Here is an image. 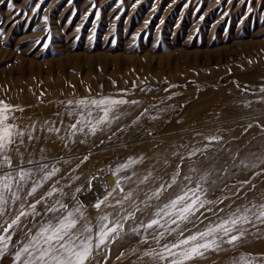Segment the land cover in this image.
Returning <instances> with one entry per match:
<instances>
[{
	"label": "rangeland",
	"instance_id": "rangeland-1",
	"mask_svg": "<svg viewBox=\"0 0 264 264\" xmlns=\"http://www.w3.org/2000/svg\"><path fill=\"white\" fill-rule=\"evenodd\" d=\"M100 97L139 103L119 106L116 114L120 119L95 135L69 136L65 128L77 117L68 115L72 105L67 102ZM262 98L264 0H0V101L12 108L9 115L15 119L10 123L32 131L34 139L25 136V144L20 146L25 161L39 159L41 148L52 163L61 161L56 165L61 172L38 190L35 199L45 195L56 180L55 186L63 187L65 195L45 197L37 205L40 215L36 221L44 218L45 205L56 199L71 207L77 187L82 191L76 195L87 205L94 202V192H104L101 185L111 191L118 178L133 172L132 181L121 179V184L125 192L134 190L136 203L144 208L140 203L144 194L161 181L150 178L138 186L139 179L151 171L153 177L170 181L179 162L173 153L185 156L178 183L184 174L194 182L208 174L206 198L216 201L201 209L203 216L197 213L203 223L192 217L194 223L182 224V228L203 229L209 220L217 219L216 213L224 216L238 206L261 202ZM49 127L60 131L49 133ZM212 136L220 139H206ZM192 148L205 151L189 158ZM9 154L15 164L16 153ZM84 156L88 159L81 163ZM130 157L143 160L119 177L113 175L110 169ZM189 164L195 172L189 171ZM89 179L93 191L87 190ZM175 190L150 203L167 202ZM122 195L113 193L116 199ZM208 208L212 211H206ZM154 210L136 212L135 219L125 223L128 234L110 245L107 261L97 258L100 264H153L144 253L160 250L173 242L177 233L166 231L158 244L153 230L141 228L135 234L130 229L147 222ZM88 213L95 216L96 210L89 208ZM33 222L31 216L22 218L13 244ZM244 241L247 246L233 249L225 244L226 254L211 252L207 259L192 264H232L241 255L264 264V249L256 250L264 240ZM3 264H14L13 258L6 256Z\"/></svg>",
	"mask_w": 264,
	"mask_h": 264
},
{
	"label": "snow or ice",
	"instance_id": "snow-or-ice-1",
	"mask_svg": "<svg viewBox=\"0 0 264 264\" xmlns=\"http://www.w3.org/2000/svg\"><path fill=\"white\" fill-rule=\"evenodd\" d=\"M7 2L11 3V0ZM93 7H95L94 3ZM96 18H99L98 11ZM44 19L47 21V17ZM67 103L72 105L68 115L77 119L68 124L65 131L69 136L74 137L77 133L95 135L98 131H103L105 126H110L114 120L120 119V116L116 114L119 106L139 102L100 97L82 98ZM11 111L12 108L8 104L0 101V264H3L6 256L12 257L14 264H100L97 258L103 257L107 261L110 245L128 234L125 232V223L135 219L136 212H144L150 208L155 209L150 218L147 222L141 221L138 227L131 228L132 233L139 234L141 228L145 232L153 230L154 239L158 244L166 231L169 235L173 232L177 233L174 241L165 243L160 250L151 249L144 253L145 256L152 258L153 264H192L197 259H207L208 253L227 251L223 248L225 244L235 249L248 231L245 225L256 227L257 223L264 224V202L258 204L249 202L247 205L238 206L229 211L224 216L216 213L217 219L209 220L203 229L193 231L182 228V224L194 223L192 217H196L199 223H203L200 219V216L204 215L201 209H205L206 205H214L216 201L206 198L208 189L204 187V184L207 183L208 174L201 175L195 182L192 176L184 174L182 181L178 183L177 178L182 175L185 160V156L179 153H173L179 157V162L175 166L170 181H164L162 177H153L151 171L139 179L138 186L148 182L150 178L161 181L158 186L150 190V193L144 194L145 199L140 201L144 204V208L136 203L133 197L134 190L125 192L121 184V179L125 182L132 181L133 176L136 175L133 172L132 176L118 178L111 191L106 184L101 185L104 192L102 194L94 192V202L90 200L87 205L82 203L76 195L82 191L81 187H77L71 197V207L64 203L63 199H56L50 206L45 205L44 218L36 221V217L40 215L36 210L37 205L41 204L45 197H53L56 193H59L61 197L65 195L63 187L55 186L59 183L56 180L45 195L35 199L38 190L52 182L61 172V169L56 166L61 161L60 159H57L55 163L49 161L44 148L40 149L39 159L28 158L25 161L20 146L25 144V136L28 140L34 137L31 129L21 130L9 122L10 119H15L10 117ZM31 128H35V125ZM47 131L58 133L60 129L49 127ZM60 139L64 140V137ZM206 139L219 140L220 138L212 136ZM80 143L85 141L81 140ZM67 146V143H64V147ZM204 151L205 148H192L188 157ZM10 152H15L17 155L15 164ZM87 159L88 156H84L81 163ZM142 160L143 157L139 160L130 157L127 162L118 164L110 171L119 177L121 172ZM25 163L30 167H25ZM64 163L67 164L68 161L65 160ZM193 164L188 165L190 172L196 171ZM252 166L255 167V165ZM4 169L8 170L4 171ZM174 187L176 190L174 194L169 195L167 202L155 205L150 203L152 200L161 201L164 193ZM87 190L93 191L91 179L87 181ZM116 191L123 193L119 199L113 197ZM30 197L34 198L33 202L29 201ZM89 208L96 210L95 216L88 213ZM206 211H212V209L208 208ZM220 211L224 210L220 209ZM197 213H200V216H197ZM29 216L34 221L32 227L23 232L13 244V237L20 229L22 218L27 219ZM166 225H175V227L168 228ZM157 232L158 235H156ZM185 232L188 234L185 235ZM232 264H255V259L241 255L234 258Z\"/></svg>",
	"mask_w": 264,
	"mask_h": 264
},
{
	"label": "bare ground",
	"instance_id": "bare-ground-1",
	"mask_svg": "<svg viewBox=\"0 0 264 264\" xmlns=\"http://www.w3.org/2000/svg\"><path fill=\"white\" fill-rule=\"evenodd\" d=\"M10 98H12L11 96H10ZM11 100H13V99H11ZM106 172V171H105ZM104 174V173H103ZM107 174V173H106ZM105 174V175H106ZM108 179H109V177H107ZM107 179V180H108ZM106 180V179H105ZM103 181H104V179H103ZM104 183H106V182H104ZM109 184H111V183H109ZM81 195V194H80ZM263 197H264V194H263ZM262 197V198H263ZM261 202H264V199H262L261 200ZM260 202V199H259V201L258 202H255V203H261ZM93 211V210H92ZM248 229V231L246 232V234H245V236L244 237H242L241 238V241L239 242V246H242V245H244V246H247V242H245L244 241V238H248L250 241H258V240H260V239H262V240H264V224H259V223H257V225H256V227H253V226H250V227H248L247 228ZM260 249H264V244H261L256 250H259L260 252H263V250H260ZM226 252H229V250H227V251H222L221 253H219L220 255H222V254H226ZM257 252V251H256ZM258 253V252H257Z\"/></svg>",
	"mask_w": 264,
	"mask_h": 264
}]
</instances>
